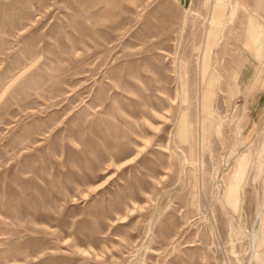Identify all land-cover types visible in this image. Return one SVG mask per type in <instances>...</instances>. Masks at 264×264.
<instances>
[{
	"label": "rangeland",
	"instance_id": "obj_1",
	"mask_svg": "<svg viewBox=\"0 0 264 264\" xmlns=\"http://www.w3.org/2000/svg\"><path fill=\"white\" fill-rule=\"evenodd\" d=\"M0 264H264V0H0Z\"/></svg>",
	"mask_w": 264,
	"mask_h": 264
}]
</instances>
